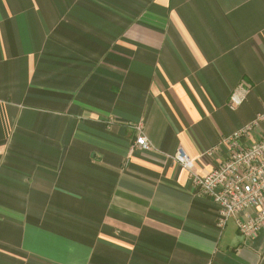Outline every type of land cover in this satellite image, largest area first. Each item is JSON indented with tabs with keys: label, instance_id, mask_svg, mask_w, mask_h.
I'll return each instance as SVG.
<instances>
[{
	"label": "crops",
	"instance_id": "obj_1",
	"mask_svg": "<svg viewBox=\"0 0 264 264\" xmlns=\"http://www.w3.org/2000/svg\"><path fill=\"white\" fill-rule=\"evenodd\" d=\"M263 104L264 0H0V264H264L175 160Z\"/></svg>",
	"mask_w": 264,
	"mask_h": 264
},
{
	"label": "built area",
	"instance_id": "obj_2",
	"mask_svg": "<svg viewBox=\"0 0 264 264\" xmlns=\"http://www.w3.org/2000/svg\"><path fill=\"white\" fill-rule=\"evenodd\" d=\"M243 98L242 92H233L228 103L230 109L239 106ZM134 128L132 148L148 150L150 143L141 124ZM253 130L258 131V138L245 143ZM222 142L228 150L226 160L205 175L195 172L193 160L182 150L177 151L175 160L188 170L197 194L218 205L217 225L222 228L234 219L238 234L251 240L264 229V104L250 123Z\"/></svg>",
	"mask_w": 264,
	"mask_h": 264
}]
</instances>
